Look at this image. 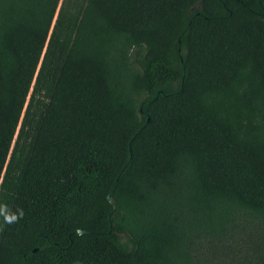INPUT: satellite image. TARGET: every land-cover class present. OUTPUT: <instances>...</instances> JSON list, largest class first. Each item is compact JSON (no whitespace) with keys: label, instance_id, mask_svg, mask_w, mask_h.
<instances>
[{"label":"trees","instance_id":"trees-1","mask_svg":"<svg viewBox=\"0 0 264 264\" xmlns=\"http://www.w3.org/2000/svg\"><path fill=\"white\" fill-rule=\"evenodd\" d=\"M3 204L0 264H264V0H0Z\"/></svg>","mask_w":264,"mask_h":264},{"label":"clouds","instance_id":"clouds-1","mask_svg":"<svg viewBox=\"0 0 264 264\" xmlns=\"http://www.w3.org/2000/svg\"><path fill=\"white\" fill-rule=\"evenodd\" d=\"M23 215L24 213L22 209L11 211L8 205H0V217H3V222L5 224H12L18 222V220L21 219Z\"/></svg>","mask_w":264,"mask_h":264},{"label":"water","instance_id":"water-1","mask_svg":"<svg viewBox=\"0 0 264 264\" xmlns=\"http://www.w3.org/2000/svg\"><path fill=\"white\" fill-rule=\"evenodd\" d=\"M118 178V177H117ZM113 190H111L108 194H107V200L112 204V210L114 211L116 209V202L113 199L112 196ZM78 232L81 234L83 232V230H78ZM38 249V247L36 246L33 251H36Z\"/></svg>","mask_w":264,"mask_h":264}]
</instances>
